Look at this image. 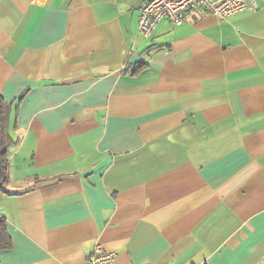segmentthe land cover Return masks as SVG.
<instances>
[{"label":"crops","instance_id":"obj_1","mask_svg":"<svg viewBox=\"0 0 264 264\" xmlns=\"http://www.w3.org/2000/svg\"><path fill=\"white\" fill-rule=\"evenodd\" d=\"M143 5L0 0V264H264V0L150 37Z\"/></svg>","mask_w":264,"mask_h":264},{"label":"built area","instance_id":"obj_2","mask_svg":"<svg viewBox=\"0 0 264 264\" xmlns=\"http://www.w3.org/2000/svg\"><path fill=\"white\" fill-rule=\"evenodd\" d=\"M249 4H255V0H144L137 26L141 34L150 37L163 19L180 25L190 20L194 12L201 10L224 20L245 10ZM116 258V253L107 252L98 244L83 264H111Z\"/></svg>","mask_w":264,"mask_h":264},{"label":"trees","instance_id":"obj_3","mask_svg":"<svg viewBox=\"0 0 264 264\" xmlns=\"http://www.w3.org/2000/svg\"><path fill=\"white\" fill-rule=\"evenodd\" d=\"M138 64L135 71L144 67ZM11 103L0 94V197L7 193L5 187L10 179L9 148L12 144L8 133V119ZM12 247V239L8 229L7 220L0 214V252Z\"/></svg>","mask_w":264,"mask_h":264}]
</instances>
